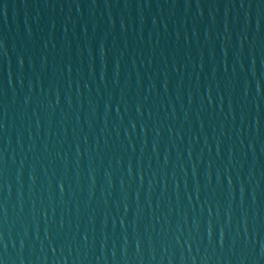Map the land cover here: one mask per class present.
I'll list each match as a JSON object with an SVG mask.
<instances>
[{
  "label": "water",
  "instance_id": "1",
  "mask_svg": "<svg viewBox=\"0 0 264 264\" xmlns=\"http://www.w3.org/2000/svg\"><path fill=\"white\" fill-rule=\"evenodd\" d=\"M0 264H264V0H0Z\"/></svg>",
  "mask_w": 264,
  "mask_h": 264
}]
</instances>
